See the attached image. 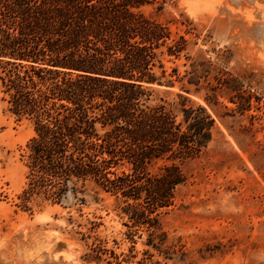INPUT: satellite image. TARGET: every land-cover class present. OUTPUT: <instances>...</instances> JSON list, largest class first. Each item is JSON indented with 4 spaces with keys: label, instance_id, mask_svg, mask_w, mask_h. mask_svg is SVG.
Returning a JSON list of instances; mask_svg holds the SVG:
<instances>
[{
    "label": "trees",
    "instance_id": "obj_1",
    "mask_svg": "<svg viewBox=\"0 0 264 264\" xmlns=\"http://www.w3.org/2000/svg\"><path fill=\"white\" fill-rule=\"evenodd\" d=\"M154 2L0 0V101L34 127L24 210L92 187L124 204L133 241L138 227L164 242L159 217L187 181L180 165L208 146L214 119L186 96L204 74L165 67L188 40L143 12ZM177 84L179 100L153 99Z\"/></svg>",
    "mask_w": 264,
    "mask_h": 264
},
{
    "label": "rangeland",
    "instance_id": "obj_2",
    "mask_svg": "<svg viewBox=\"0 0 264 264\" xmlns=\"http://www.w3.org/2000/svg\"><path fill=\"white\" fill-rule=\"evenodd\" d=\"M142 10L188 40L187 55L165 67L204 74L186 96L214 119L208 146L180 165L187 181L159 217L164 242L138 227L133 241L124 204L92 187L21 208L33 120L0 101V264H264V0H155ZM179 92L161 86L153 99Z\"/></svg>",
    "mask_w": 264,
    "mask_h": 264
}]
</instances>
